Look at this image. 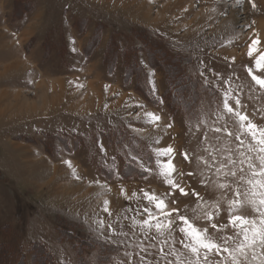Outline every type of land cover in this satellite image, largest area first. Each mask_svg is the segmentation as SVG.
I'll list each match as a JSON object with an SVG mask.
<instances>
[{
    "label": "rangeland",
    "instance_id": "1",
    "mask_svg": "<svg viewBox=\"0 0 264 264\" xmlns=\"http://www.w3.org/2000/svg\"><path fill=\"white\" fill-rule=\"evenodd\" d=\"M263 38L264 0H0V242L17 263L178 264L161 249L184 253L182 234L142 228L145 193L190 219L219 201L227 224L232 193L216 185L232 178L216 168L238 142L213 129L236 131L226 94L264 128L247 70L264 76ZM169 146L188 196L159 175ZM256 251L242 264H264Z\"/></svg>",
    "mask_w": 264,
    "mask_h": 264
},
{
    "label": "snow or ice",
    "instance_id": "2",
    "mask_svg": "<svg viewBox=\"0 0 264 264\" xmlns=\"http://www.w3.org/2000/svg\"><path fill=\"white\" fill-rule=\"evenodd\" d=\"M237 2L239 3V0ZM258 44L257 40L249 46V58L253 56V47ZM254 63L258 71H264V53ZM247 70L252 81L264 91V76L254 74L250 67ZM229 99L231 97L226 94L223 108L232 118L236 131H229L226 127L213 129L216 133L224 132L225 135L234 137L238 142L235 150L227 145H222L229 154L224 156L220 161V166L216 168L217 175L232 178L231 183L216 185L217 188L232 193V198L227 201L226 208L229 217L228 223L218 225L213 222L220 214L221 203L219 201L213 205L216 209L215 214L203 210L202 214L197 215L195 219H190L179 215L178 209L166 211L167 203L163 198L145 193V197L153 204L156 211L153 213L152 208L144 209L149 218L143 221L142 228L148 231L155 230L162 237L166 233L171 237L173 231L182 234L183 239L178 243L185 250L184 253H177L174 249L164 253V250L161 249L163 256H174L178 264H242V261H248L249 254L252 259H256L257 249L264 251V128L254 124L246 112L242 113L234 108L229 103ZM234 102L236 105L241 104L238 98H235ZM147 115L153 121L160 119L152 113ZM216 139L219 140L220 137L217 136ZM220 150L216 149L217 152ZM233 151L236 153V158H233ZM173 152L174 149L171 146L156 152L157 156L169 158L167 163L160 166L159 175L165 178V182L172 189L167 195L173 196L176 191H179L180 195L188 196L189 193L179 187L178 181L173 178V174L177 173L173 164ZM209 154L211 155V152ZM182 155L186 160L189 158L187 153ZM213 162H215V157H213ZM67 163L71 166L70 162ZM188 175H192V173H188ZM233 185L235 186L233 187ZM192 195L196 196L198 200L202 199L198 193L193 192ZM107 203L106 201L105 204L107 205ZM248 211L252 212L251 216L242 214ZM173 213L177 214L178 221L171 219ZM201 220L208 222L216 234H211L208 228L198 227L196 221ZM177 223L179 226L174 228ZM229 228L232 229V235L222 234ZM164 243L167 244L169 241L165 240ZM169 264L172 262L169 261Z\"/></svg>",
    "mask_w": 264,
    "mask_h": 264
},
{
    "label": "trees",
    "instance_id": "3",
    "mask_svg": "<svg viewBox=\"0 0 264 264\" xmlns=\"http://www.w3.org/2000/svg\"><path fill=\"white\" fill-rule=\"evenodd\" d=\"M142 47L148 48V46L146 44ZM12 250H11V248H8L5 243L0 242V255H2L3 260H6V261L8 260V262L10 264L17 263V258H18V256H17L18 254L15 253V250H13V251ZM19 264H22V263H19Z\"/></svg>",
    "mask_w": 264,
    "mask_h": 264
},
{
    "label": "bare ground",
    "instance_id": "4",
    "mask_svg": "<svg viewBox=\"0 0 264 264\" xmlns=\"http://www.w3.org/2000/svg\"><path fill=\"white\" fill-rule=\"evenodd\" d=\"M263 39H264V38H263ZM259 41H260V40H259ZM262 41H263V40H262ZM46 89H47V88H45V90H44L45 92H46ZM46 95H47V94L45 93V96H46ZM44 101H46L45 103L47 104L48 101H47L45 98H44ZM45 103H44V105H45ZM11 108H14V107H13V106H9V107L6 108V110H7V109H11ZM19 109H20V108H19ZM4 110H5V109H4Z\"/></svg>",
    "mask_w": 264,
    "mask_h": 264
}]
</instances>
